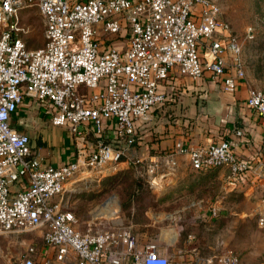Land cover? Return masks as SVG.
<instances>
[{
    "label": "built area",
    "instance_id": "obj_1",
    "mask_svg": "<svg viewBox=\"0 0 264 264\" xmlns=\"http://www.w3.org/2000/svg\"><path fill=\"white\" fill-rule=\"evenodd\" d=\"M25 2L38 5L44 17L42 46L30 47L21 35ZM123 31L129 35L125 47L101 41L102 34ZM247 32L253 36L252 27ZM206 69L222 78L227 92L246 79L243 43L217 0H0V233H42L41 245L31 243L21 264H183L155 242L140 246L131 225L81 227L64 192L83 167L119 168L137 141V121L151 118L153 107L167 100L166 79H196ZM25 92L52 107L53 124H68L75 133L83 126L94 130L96 145L87 157L44 163L30 135L11 123ZM246 102L264 121V89L248 86ZM106 119L118 144L105 138ZM232 133L221 140H177L148 170L157 172L163 161L174 167L185 155L198 170H225L229 184L242 182L249 193L264 184V156H240L236 147L244 130ZM209 209L220 214L223 197L216 196ZM256 214L264 229V191ZM240 260L234 248L218 255L220 264Z\"/></svg>",
    "mask_w": 264,
    "mask_h": 264
},
{
    "label": "rangeland",
    "instance_id": "obj_2",
    "mask_svg": "<svg viewBox=\"0 0 264 264\" xmlns=\"http://www.w3.org/2000/svg\"><path fill=\"white\" fill-rule=\"evenodd\" d=\"M217 1L243 43L246 87L264 89V0ZM19 13L22 24L26 26L25 31L21 32L26 43L30 47L42 46L45 43V23L38 5L25 2ZM248 27L253 29L252 37L248 35ZM45 107L49 112H54L52 107L43 105ZM160 111L164 113L165 110ZM165 114V118L157 119L154 125L160 124L163 129L165 124L174 121L179 126L181 124L184 132L195 126L192 121L196 117L187 111L169 107ZM185 116L190 119L187 124L180 121ZM202 121L203 129L212 127L211 117H203ZM156 132L163 133L161 130ZM44 135L52 139L54 136L64 137L65 133L61 128L46 125ZM179 158L181 164L176 172L181 176L178 181L170 182L172 186L166 193H161L158 185H153L148 180L151 173L145 161L119 166L115 171L90 165L83 167L69 179L64 192V203L76 212L83 228L91 225L96 229L110 223H123L131 225L137 232L148 230L151 233L158 228V224L162 225L166 229L167 238L163 242L165 246L159 248H164V253L174 263L180 262L176 260L179 246L186 244L187 248L198 246L202 256L211 258L210 264H220L218 255L228 248H234L240 253L239 264H264V229L258 226L256 214L261 195L252 196L243 187L233 188L224 175L225 170H194L186 156L181 155ZM171 173L175 175L174 172ZM218 195L223 197V210L218 221L200 220L195 223L192 222L193 215L196 214L194 209L176 210L194 199L199 201L197 204L208 209ZM159 203L163 204L159 213L161 221L156 225L146 226L158 214L149 216L147 209L151 206L158 208ZM182 212H186L188 219H182ZM33 242L41 245L40 229L0 233V264H21L23 253ZM202 264H206V261Z\"/></svg>",
    "mask_w": 264,
    "mask_h": 264
},
{
    "label": "crops",
    "instance_id": "obj_3",
    "mask_svg": "<svg viewBox=\"0 0 264 264\" xmlns=\"http://www.w3.org/2000/svg\"><path fill=\"white\" fill-rule=\"evenodd\" d=\"M128 33L123 31L120 35H101V41L104 45L113 44L118 47H125L128 40ZM162 88L167 92V100L153 107L151 118L140 119L137 121V141L135 144L127 148V153L122 159L120 166H130L131 163L137 161H145L148 166L155 159H159L162 153L173 150L174 144L177 140L184 139L191 142L221 140L225 137L233 136L232 130L225 122H219L214 113V110L223 111L222 103H231L237 105L236 124L237 128L244 130L241 137L240 144L236 147L237 153L242 157L254 158L257 156H264L263 132L264 121L260 115L255 113L246 102L248 87H246L244 79H239L237 90L234 93L224 90L222 78H213L210 70L206 69L204 74L196 79L188 76H171L166 79L162 84ZM82 90H89L84 85L81 86ZM169 107L178 111H187L196 119L195 126L190 131L184 132L181 129V124L170 121L161 128L160 124L154 125L157 119H164L166 109ZM160 109L165 110L161 113ZM50 114V116H49ZM53 113L48 111V108H43L37 98L28 93H24L23 101L19 104L17 110L11 116V123L20 131L26 132L30 135V144L33 150L38 151L44 163L62 164L68 161L77 160L80 157H87L88 153L95 148L97 136L93 129L83 126L82 133H75L70 126L55 125L52 123ZM212 119V127L203 129L202 119ZM201 119V120H200ZM188 117H181L180 121L184 124L189 122ZM177 121V120H176ZM46 125H52L61 130H64L65 136L61 135L59 138H50L44 135ZM107 141L118 144L116 132L111 125L110 121H105ZM231 132H228V129ZM156 130H161L163 133H157ZM155 131V132H154ZM181 156V155H179ZM177 157V164L174 167L168 166L164 161L160 164L157 170L158 174L150 175L148 179L153 185H158L161 193H166L169 187L172 186L170 182H176L180 178L177 169L181 164V159ZM185 156V155H182ZM189 162V161H188ZM190 164V162H189ZM191 168H193L190 164ZM149 171V170H148ZM203 171V170H198ZM171 172H174L173 175ZM150 173V172H149ZM244 183L239 182L233 188H245ZM264 191V184L258 185L254 190H250V195L259 197ZM261 197V196H260ZM182 198V196H181ZM179 199V198H177ZM198 200H192L190 203H184L176 208V210L189 211L194 209L196 212L193 215L192 222L199 223L200 220L218 221L219 215H213L200 203ZM260 201V199H259ZM258 201V203H259ZM199 202V201H198ZM257 203V205H258ZM161 205L158 208L151 206L147 209L149 216L158 213L154 218L146 223V226L156 225L161 221L159 213L162 211ZM223 210V209H222ZM182 219L186 220V212H182ZM190 218V217H189ZM157 229L151 233L147 231L137 232L133 228V232L137 235L140 246H144L147 242H155L158 246H165L164 241L167 238L166 229L158 224ZM163 243V244H162ZM169 245V244H168ZM188 245H181L178 249L177 259L183 264L193 263L195 261H204L211 259L202 256L198 250V246L187 248ZM162 253L165 252L164 248H159ZM241 262V260H240Z\"/></svg>",
    "mask_w": 264,
    "mask_h": 264
},
{
    "label": "water",
    "instance_id": "obj_4",
    "mask_svg": "<svg viewBox=\"0 0 264 264\" xmlns=\"http://www.w3.org/2000/svg\"><path fill=\"white\" fill-rule=\"evenodd\" d=\"M223 111L214 110V113L219 122H225L232 130L237 128L236 116L237 105L231 103H222Z\"/></svg>",
    "mask_w": 264,
    "mask_h": 264
},
{
    "label": "trees",
    "instance_id": "obj_5",
    "mask_svg": "<svg viewBox=\"0 0 264 264\" xmlns=\"http://www.w3.org/2000/svg\"><path fill=\"white\" fill-rule=\"evenodd\" d=\"M228 129V128H227ZM228 132H231V130L230 129H228ZM209 170V169H208Z\"/></svg>",
    "mask_w": 264,
    "mask_h": 264
}]
</instances>
